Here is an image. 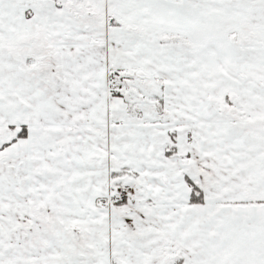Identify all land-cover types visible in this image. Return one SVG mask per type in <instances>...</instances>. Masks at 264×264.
<instances>
[{
	"label": "snow or ice",
	"instance_id": "obj_1",
	"mask_svg": "<svg viewBox=\"0 0 264 264\" xmlns=\"http://www.w3.org/2000/svg\"><path fill=\"white\" fill-rule=\"evenodd\" d=\"M0 264H264V0H0Z\"/></svg>",
	"mask_w": 264,
	"mask_h": 264
}]
</instances>
